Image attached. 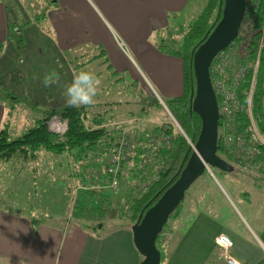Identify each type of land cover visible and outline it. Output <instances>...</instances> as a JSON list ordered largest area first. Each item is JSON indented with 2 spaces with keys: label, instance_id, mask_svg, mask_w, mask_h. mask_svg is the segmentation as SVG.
<instances>
[{
  "label": "rangeland",
  "instance_id": "1",
  "mask_svg": "<svg viewBox=\"0 0 264 264\" xmlns=\"http://www.w3.org/2000/svg\"><path fill=\"white\" fill-rule=\"evenodd\" d=\"M206 2L207 0H191L187 9L177 16L176 21L173 20L174 18H169L160 28L156 29L154 24L151 31L140 27L134 33L124 34L110 22L114 26L111 28L109 22L104 19V13H100L99 7L89 4L87 0L77 1L73 12L66 16H62L64 10L59 11L57 7H53L52 0H0V3L8 8L10 20L12 19L13 23L21 28L20 36L25 38L23 51L17 50L18 31L15 36L7 38V41L16 49L14 60L11 59L13 55H9L6 59L0 54V77L11 73L19 77L22 82L17 88L9 83L5 85L10 91H17V94L23 96L20 99L19 108L12 112V119L3 117L4 122L9 121L10 124V139L20 137L32 127L34 120L41 117L39 109L43 110L45 105L48 108L66 106L65 87L71 83L74 74L79 71L93 72L97 75L101 83L93 107H101L103 113L112 112V119L115 121L108 119L111 124L115 125L118 122V128L125 129V132L132 131L134 135L132 138L135 139L142 134L145 127L143 121H148V119H143V109L149 113L157 112L162 122H167V116L170 119L173 116L167 110L165 103L167 104L172 98L163 95L152 78H160L164 85L172 84L179 76L176 74L179 70L175 68L174 71L171 68L168 75L166 67L156 65L153 75L149 77L141 64V58L147 56L145 51L148 49L160 53L158 50L160 41L169 40L170 36L174 37V29L176 30L178 25L184 28L191 25L201 14ZM52 11L57 12V16ZM220 18L219 6L213 27L205 38L212 32ZM98 22L101 25L103 23L104 26L99 25L98 27L96 25ZM118 25L120 27V24ZM27 36H30V41H33L30 48L27 45ZM263 37L264 27L261 32V38ZM3 40H0L1 52L7 47ZM262 45L264 49V42ZM255 68L257 69L256 63ZM51 73L58 74L59 81L50 87H45L44 77ZM30 81L37 84L33 85L32 90L27 93ZM46 96L52 101H46ZM39 101L44 102L42 103L43 108L36 105L35 102ZM154 101H157L159 106ZM104 104H113V108L104 107ZM93 116L94 113L89 111V117ZM129 117L134 118L136 122H127ZM4 122L1 123L0 130ZM133 123L144 127L137 128L132 125ZM86 126H89V122ZM156 126L159 127V124ZM48 128L53 133L62 135L66 130V121L53 117L48 121ZM81 167H85V164L77 163L66 155L57 156L46 151H40L36 161L27 160V157L23 155H17L8 162L0 163V195L9 194L16 198L15 195L22 196L23 193H27L28 211L26 212L23 207L14 210H20L23 216L31 217V220L35 221V226L37 222L52 223L64 230L68 224H75L72 219V208L81 183L74 175L83 173ZM125 168L123 169L124 174L128 175L130 169ZM255 177L261 180L256 175ZM182 206L183 202L177 210ZM111 221H118V219H106L99 224L101 228L98 227L94 233L107 236L108 231L111 230L110 224L107 223ZM114 223L118 227L120 223L128 226L126 222ZM102 225L106 227L102 228ZM88 233L92 232L88 230Z\"/></svg>",
  "mask_w": 264,
  "mask_h": 264
},
{
  "label": "trees",
  "instance_id": "2",
  "mask_svg": "<svg viewBox=\"0 0 264 264\" xmlns=\"http://www.w3.org/2000/svg\"><path fill=\"white\" fill-rule=\"evenodd\" d=\"M219 5L220 0H207L201 14L191 25L185 28L178 25L176 30L174 29V37L170 36L169 40L162 39L158 46L161 54L177 58L183 63V93L168 101L167 104L165 103L167 110L183 134L167 116L166 120L168 119V121L165 122V125L145 130L134 139L132 131L125 132V129L118 128V122L115 125L111 124L110 120H114L112 112L105 111L103 113V109L99 106L72 108L64 105L60 108H48L45 105V108L40 110L39 108L43 106L44 102L39 101L35 103L40 106L36 108L41 112L39 114L41 117L35 119L33 126L20 137L10 139V124L9 121L5 122L0 130V163L8 162L17 155H23L27 157V160L36 161L39 152L46 151L57 156L66 155L77 163L85 164V167H81L83 173L74 175L80 181L81 186L74 199L73 222L79 224L85 231L97 230L98 225L108 218H116L119 222H126L127 225L132 226L144 207L154 205L161 195L175 183L192 154L188 141L195 144L201 122L199 117L191 111V100L195 90L191 59L193 51L203 42L208 31L213 27ZM176 19L177 16L173 20L176 21ZM12 23V19L7 23L8 33L3 41L7 47L3 52L0 51V54L6 59L9 55H13L11 59L14 60L16 49L7 41V38L15 36L16 32H19L17 35L18 51H23L25 38L20 36L21 28L16 23ZM244 25L246 26L244 27ZM263 27L264 0H246V12L238 36L224 51L232 54L231 57L239 68L246 69L244 79L240 80L237 85L231 80L227 81L230 91L238 97L243 108L254 75L257 52L260 44L264 42V37L261 39ZM30 40L31 37L27 36L28 48L33 43ZM262 48L263 45L255 73L251 103L257 129L264 138V49ZM220 54L211 64L209 70L211 81L213 80V66L219 61ZM1 76L0 92L3 94L0 93V105L8 110V119H10L12 112L19 108L20 99L23 96L17 94V91H10L5 85L9 83L17 88L22 82L19 77L17 78L11 73ZM35 84L37 83L30 81L27 93L32 90V86ZM46 101L50 102L52 99L50 100L46 96ZM154 103L159 106L157 101ZM112 105L104 104L103 106L113 108ZM31 106L34 107L32 104ZM89 111L94 113L92 118L89 117ZM53 117H59L66 121V130L62 135L49 130L48 121ZM88 122L89 126L87 127ZM223 127L227 128H225V133L231 137L236 138L244 135V138L247 139L249 135L247 132L249 120L244 110L236 113L227 122L221 120L219 129ZM222 139L224 138L219 136L217 154L231 165H238L223 149ZM117 148L121 153L130 156L124 160L125 162H120L117 171L111 175L108 174L110 168L108 158ZM125 167L130 169L128 175L124 174ZM114 180L118 183L115 190L110 188V184ZM177 209L172 217L179 213L180 209ZM37 228L38 224L35 226L33 223V229ZM162 244L163 239L159 236L156 246L161 254Z\"/></svg>",
  "mask_w": 264,
  "mask_h": 264
},
{
  "label": "crops",
  "instance_id": "3",
  "mask_svg": "<svg viewBox=\"0 0 264 264\" xmlns=\"http://www.w3.org/2000/svg\"><path fill=\"white\" fill-rule=\"evenodd\" d=\"M52 1L53 7L64 10L62 16H66L73 12L77 1L83 0ZM190 1L87 0L99 7L111 28L114 24L124 34L134 33L140 27L151 31L154 24L156 29L160 28L169 18L184 12ZM53 13L57 16V12ZM8 21L10 12L0 3V40L7 37ZM96 25L102 27L103 23ZM145 53L147 56H142L141 64L149 77L156 65L166 67L168 75L171 68H178L179 72L175 73L179 80L172 84L164 85L160 78L155 77L152 81L163 95L172 99L181 96L182 61L152 49ZM143 113V119H148L143 121L144 131L165 123L157 112L149 113L143 109ZM8 114L0 105V125ZM128 121L136 122L132 117ZM233 167L234 172L230 174H220L212 169L205 172L186 191L183 210L181 208L169 219L160 235L163 239L160 264H223L215 244L220 234H226L233 240L232 254L239 262L264 264V182L237 166ZM26 195H15L16 198L9 194L0 195V264H140L142 258L134 248L131 225L126 227L120 223L118 227L114 222L119 221L108 222L111 230L107 236L94 231L88 233L75 222L64 230L52 223L37 222L38 228L34 230L35 222L31 217L14 210L23 207L28 211Z\"/></svg>",
  "mask_w": 264,
  "mask_h": 264
},
{
  "label": "water",
  "instance_id": "4",
  "mask_svg": "<svg viewBox=\"0 0 264 264\" xmlns=\"http://www.w3.org/2000/svg\"><path fill=\"white\" fill-rule=\"evenodd\" d=\"M219 6V22L193 51L191 59L195 80L191 111L201 122L192 154L175 183L154 205L145 206L130 227L134 248L142 258L140 264H160L161 253L156 240L197 179L211 169L227 174L234 172V167L217 154L219 107L209 70L215 57L237 38L246 12V0H220Z\"/></svg>",
  "mask_w": 264,
  "mask_h": 264
},
{
  "label": "built area",
  "instance_id": "5",
  "mask_svg": "<svg viewBox=\"0 0 264 264\" xmlns=\"http://www.w3.org/2000/svg\"><path fill=\"white\" fill-rule=\"evenodd\" d=\"M261 46L262 43L260 44L257 52L256 67L260 57ZM231 56L232 54L230 52H222L218 57L219 61L213 66L212 71V86L219 107V122L221 120H226L227 122L229 118L233 117L236 113L244 110L249 120V128L247 131L249 135L247 136V139L244 138V135L236 138L228 136V134L225 133L226 127L219 129L218 124V139L219 136L224 138L222 139V147L233 159V161L238 164L236 165L238 168L243 171L253 173L264 181V151L262 152V149L264 150V138L261 136L256 127L254 116L252 114L251 103L256 68L254 69V75L249 91L247 92L246 104L243 108L238 97L230 91L227 81L231 80L235 85H237L240 80L244 79L246 69L239 68L236 61L233 60ZM171 120L174 122L176 128L182 132L173 117ZM188 143L192 149L193 144L190 141H188ZM127 157H129V154L126 155L121 153L119 148L115 149L108 161L110 166L108 174L112 175L115 173L117 171L118 164L120 162H125L124 160ZM117 187L118 183L114 180L110 184V188L115 190ZM215 244L221 254L223 264H242L232 254L233 240L228 235L220 234L216 238Z\"/></svg>",
  "mask_w": 264,
  "mask_h": 264
},
{
  "label": "clouds",
  "instance_id": "6",
  "mask_svg": "<svg viewBox=\"0 0 264 264\" xmlns=\"http://www.w3.org/2000/svg\"><path fill=\"white\" fill-rule=\"evenodd\" d=\"M58 81L59 75L51 73L44 77L43 84L45 87H50L58 83ZM100 83V79L93 72H77L74 74L71 83L65 87L64 97L66 105L72 108L94 105Z\"/></svg>",
  "mask_w": 264,
  "mask_h": 264
}]
</instances>
